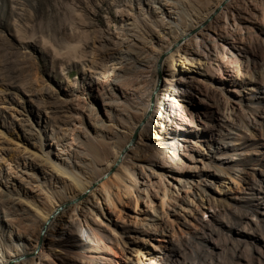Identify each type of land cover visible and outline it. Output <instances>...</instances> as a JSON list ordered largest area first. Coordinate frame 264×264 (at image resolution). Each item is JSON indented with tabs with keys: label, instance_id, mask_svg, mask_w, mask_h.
Masks as SVG:
<instances>
[{
	"label": "rangeland",
	"instance_id": "rangeland-1",
	"mask_svg": "<svg viewBox=\"0 0 264 264\" xmlns=\"http://www.w3.org/2000/svg\"><path fill=\"white\" fill-rule=\"evenodd\" d=\"M216 1L0 0V256L38 232L22 211L54 201L64 204L57 220L81 218L53 247L57 264H264V0H238L234 28L222 17L204 30L211 64L193 54L183 68L193 96L186 89L133 152L165 174L170 204L107 168L114 146L139 142L131 131L139 93L158 79L152 58ZM51 164L107 181L111 197L71 199Z\"/></svg>",
	"mask_w": 264,
	"mask_h": 264
},
{
	"label": "bare ground",
	"instance_id": "bare-ground-1",
	"mask_svg": "<svg viewBox=\"0 0 264 264\" xmlns=\"http://www.w3.org/2000/svg\"><path fill=\"white\" fill-rule=\"evenodd\" d=\"M236 1L238 0H217L206 10L205 14L198 16L193 23L191 22L192 24L183 28L178 26L175 27V31H172L174 33V37H172L173 40L167 42L163 47L161 46L162 48L158 51L156 57L152 58L155 59V61L153 60L154 66H156L154 71L155 73H158V79L154 81L153 89H147L139 93V95L141 94L139 98L141 99L144 108L141 109V118L131 131V135H134L135 133L139 134V142L135 145H131L129 148H119L114 146L113 160L107 167L109 173L114 171L112 176L113 179L122 182L124 185L127 184L129 190L132 192L136 190L146 194L148 198H150L149 189L152 190L156 196L161 199L163 208L169 205L171 200L174 199V197H172L173 193L167 186H165V174L158 169H155L150 163L136 164V160L139 161V159L134 157L135 154L133 152L136 151L139 146H149L150 143L153 142L154 138H156L154 129L158 126L162 127L163 120H165L170 108L172 109L179 105V97L186 96V89H189L190 96H193V86L191 84L188 85V82L184 81L185 77H183V74H185L183 69L184 65L190 61V58H188L187 55L196 54L202 56V58H199V61L201 62L202 60H205L204 64L210 63V61L212 62L213 59H211V55L213 54H211V51L209 50L210 47L208 48V43L212 41L213 36L207 34L208 37H205V33L203 32L211 27L213 21L215 23V21L221 20L222 17L225 19L224 21H226L225 24L234 28L237 23L235 24L236 21L231 22L228 18L227 11L230 8H233L234 2L236 3ZM237 3H239V1ZM166 14H168L169 19H171L168 23H174L173 20H175L174 15H176V13L171 10H166ZM211 28L209 30L212 31ZM158 62L160 63V69L157 68ZM143 66V68L147 67L145 65ZM143 81L145 80L143 79ZM134 94H138V91H135ZM101 130L111 133L107 126H104ZM131 153H133V156H131ZM51 167L53 168L55 176L60 179H66L72 184L73 189L71 190H73V192L71 191L70 193L73 196L70 197L71 199L76 198L77 195L85 196L89 190L91 191L90 193L92 196L98 192L105 193L107 197H111L112 195L111 187L108 186L107 181H101V183H99V180H94L90 178L91 176L88 178L79 176V174L77 175L59 165L51 164ZM135 168H140L142 172L139 174ZM102 176L100 175V178H102ZM7 189V196L11 198V200L17 201L18 204L19 201L23 202L16 197L12 191H10L9 187ZM29 203H25L26 206H29ZM29 207L32 212L25 214V212L22 211L24 213L22 215H24L26 221L37 227L38 232H36L34 237L19 236L20 240L24 241L23 247L21 245L16 246L14 250L9 251L8 255L0 256V264H40L44 260V255H46L53 264H57V262H55L57 251L53 250V247L62 245L63 239L67 235L70 236L73 233V223L81 222L79 216L82 209H79V207L75 208L73 211V214L77 216L76 219L80 218L77 222L76 220H73L71 216L68 217L69 215L64 219L57 220L59 211L64 208V204L59 202L53 201L52 204H50V209L46 211L38 208L37 205H30ZM167 216L169 217V213H167ZM154 221L157 224L158 218H155ZM138 222L139 225L145 227L146 219H139ZM80 225V235L84 237L87 232L83 230L82 224ZM150 260H153V258ZM138 262L140 264H145L140 258L138 259Z\"/></svg>",
	"mask_w": 264,
	"mask_h": 264
}]
</instances>
